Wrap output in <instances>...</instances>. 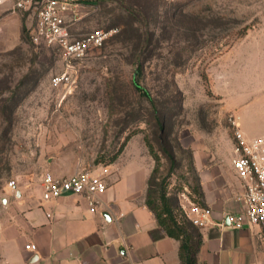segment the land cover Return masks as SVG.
<instances>
[{
	"label": "rangeland",
	"instance_id": "374dc122",
	"mask_svg": "<svg viewBox=\"0 0 264 264\" xmlns=\"http://www.w3.org/2000/svg\"><path fill=\"white\" fill-rule=\"evenodd\" d=\"M94 5L84 30L118 32L82 63L70 89L52 85L62 69L58 53L34 45L27 33L34 13L0 6V207L2 198L15 199L10 182L16 190L42 185L54 169L59 177L96 172L134 138L147 146L157 169L148 188L156 196L163 188L170 204L182 207L186 198L195 200L200 182L195 150L228 154L225 137L235 142L213 84L221 67H229L221 89L230 109L264 100V0ZM257 113L254 128L264 133V108Z\"/></svg>",
	"mask_w": 264,
	"mask_h": 264
},
{
	"label": "crops",
	"instance_id": "0c3cea01",
	"mask_svg": "<svg viewBox=\"0 0 264 264\" xmlns=\"http://www.w3.org/2000/svg\"><path fill=\"white\" fill-rule=\"evenodd\" d=\"M227 69L228 65L222 66L213 83L224 111L237 119L246 138L263 136L254 127L264 100L230 109L221 89ZM243 117L253 127L245 126ZM135 140L127 143L114 163L95 172L108 182L97 213L90 212L83 195L51 197L40 184L10 189L15 199L2 198L0 207V264H183L181 242L166 233L146 204L154 164L147 146L140 140L135 145ZM223 142L231 146V153L212 148L192 155L209 211L200 227L197 264H264L261 228L229 225L228 214L241 213L244 206L232 168L233 138L225 137ZM54 175L59 177L58 170ZM186 200L182 208L191 219L197 218L194 203ZM27 244H35L36 251L27 250Z\"/></svg>",
	"mask_w": 264,
	"mask_h": 264
},
{
	"label": "built area",
	"instance_id": "2783aa9c",
	"mask_svg": "<svg viewBox=\"0 0 264 264\" xmlns=\"http://www.w3.org/2000/svg\"><path fill=\"white\" fill-rule=\"evenodd\" d=\"M5 5H10L15 12L34 13L30 28L32 42L38 47L55 50L62 61L61 71L52 79L56 88L70 89L78 78L82 63L118 32L117 29L84 30L85 19L96 10L88 0H0V6ZM229 121L235 139L232 168L242 188L240 201L244 210L228 214L227 219L235 229L257 226L264 236V135L246 138L233 115L229 116ZM42 186L48 196L55 198L64 194L83 195L90 212L97 213L108 182L103 175L79 170L62 177L47 173L42 179ZM9 187L15 189L16 182H10ZM194 211L198 214L197 218H189L198 227L203 226L208 209L194 204ZM26 249L35 252L37 246L27 244Z\"/></svg>",
	"mask_w": 264,
	"mask_h": 264
},
{
	"label": "trees",
	"instance_id": "16d2710c",
	"mask_svg": "<svg viewBox=\"0 0 264 264\" xmlns=\"http://www.w3.org/2000/svg\"><path fill=\"white\" fill-rule=\"evenodd\" d=\"M27 33L29 34L30 32L28 31ZM25 38L26 28L25 26H23L22 40H24ZM145 95L147 94L145 93ZM147 97L149 98V100H152L149 95ZM159 119L160 118L158 117V121H160ZM164 127V122L160 121V128L164 129ZM162 150L164 151V149ZM165 152L168 153L169 158L174 161V155L166 150ZM191 161L193 165V156ZM156 171L157 169L155 168L152 174ZM152 174L150 176V179L151 177H153ZM193 191L196 197L194 198L195 200H193L192 202L198 207L206 208L203 202V193L201 190L200 182L199 185L193 189ZM166 193L167 192L162 188L161 190H157L156 196V192L152 193V190L148 188L146 204L149 209L155 214L159 225L166 231V233L170 237L181 242V258L183 260V264H197L196 256L202 243L200 227H198L189 218V216L181 206L177 209L174 208L166 197ZM156 198L158 201L156 200Z\"/></svg>",
	"mask_w": 264,
	"mask_h": 264
}]
</instances>
